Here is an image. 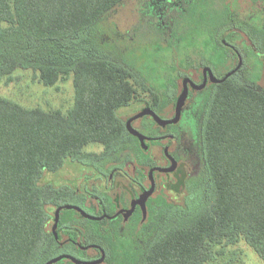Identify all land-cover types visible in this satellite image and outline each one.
Wrapping results in <instances>:
<instances>
[{
	"label": "trees",
	"instance_id": "trees-1",
	"mask_svg": "<svg viewBox=\"0 0 264 264\" xmlns=\"http://www.w3.org/2000/svg\"><path fill=\"white\" fill-rule=\"evenodd\" d=\"M123 1L0 0V79H10L18 68L32 69L46 85L71 76L75 89L65 113L27 109L0 96V264H34L60 190L54 173L58 183L69 163L90 158V144L107 152L126 145L123 108L149 85L122 62L84 54L87 46L69 51L84 39L98 44ZM49 46L59 57L71 53L70 62L46 60L42 53ZM260 82L230 79L215 90L200 127L204 165L197 183L207 184L208 197L194 214L157 230L139 264H206L219 245L240 239L264 261ZM187 183L182 179L176 189L178 203ZM129 256L120 264H130Z\"/></svg>",
	"mask_w": 264,
	"mask_h": 264
},
{
	"label": "flooded vegetation",
	"instance_id": "flooded-vegetation-1",
	"mask_svg": "<svg viewBox=\"0 0 264 264\" xmlns=\"http://www.w3.org/2000/svg\"><path fill=\"white\" fill-rule=\"evenodd\" d=\"M133 4L127 36L140 31L148 42L112 56L149 87L123 108L127 142L120 151L69 163L58 183L53 174L60 190L34 264H120L126 255L130 264L139 256V264L157 220L178 206L182 179L186 196L203 168L200 127L217 87L230 79L264 86V0ZM114 31L120 34L116 23ZM145 110L152 113L136 117Z\"/></svg>",
	"mask_w": 264,
	"mask_h": 264
},
{
	"label": "rangeland",
	"instance_id": "rangeland-1",
	"mask_svg": "<svg viewBox=\"0 0 264 264\" xmlns=\"http://www.w3.org/2000/svg\"><path fill=\"white\" fill-rule=\"evenodd\" d=\"M134 7L133 0H124L116 9L111 12V20H113V26L108 33L102 35V39L96 45H91L94 41L91 39H84L78 44L80 46L73 45L69 47V51H76V48H87L84 50V54L89 56H106L114 59L112 53L108 52L104 46L107 44L111 51H123L125 54L129 52V49H133L135 52L139 44L148 42L144 39V35L140 31H136L135 34L129 37L127 31L130 28L128 26L129 19H134L132 14V8ZM115 21V22H114ZM114 23L119 25L120 34L114 31ZM119 32V31H118ZM87 40V41H86ZM75 44V43H74ZM90 44V46H89ZM109 44V45H108ZM102 45V46H101ZM43 56L46 60L55 63L68 64L72 54L63 57H59L58 50L49 47L43 49ZM132 52V51H131ZM140 89V88H139ZM75 89L73 84V78L71 76L65 77L53 85H46L41 82L32 69L18 68L10 79L3 77L0 79V96L9 99L24 108H40L46 111L60 109L64 113L69 110L74 103ZM129 112L123 110L122 113ZM124 142H127L124 135ZM122 141V144L124 143ZM121 145H119V148ZM118 149L115 148V150ZM85 151L91 154L93 160L96 158H102L107 153L105 147L101 144H90L85 148ZM113 152V151H108ZM203 169H197L195 176H192L189 181L190 191L186 196H183L182 201L178 203V206L168 207L165 213L157 220L156 226L159 230L164 224L169 221L175 220L182 216L194 214L200 208L201 204L208 197L207 184L197 183L198 178L202 175ZM187 193V192H186ZM186 197V198H185ZM206 264H264V261L258 256L254 249L243 239H240L234 244L219 245L217 247V254Z\"/></svg>",
	"mask_w": 264,
	"mask_h": 264
},
{
	"label": "water",
	"instance_id": "water-1",
	"mask_svg": "<svg viewBox=\"0 0 264 264\" xmlns=\"http://www.w3.org/2000/svg\"><path fill=\"white\" fill-rule=\"evenodd\" d=\"M183 100H184V97H182V98L179 99V102H178V105H177V109H176V117H175L174 120H171L172 122H176V121L178 120V118L180 117V114H181V106H182V104H183ZM147 113H152V112H151V111H148V110H145V111H142L141 113H139L138 115H136V117L141 116V115H143V114H147ZM155 116H156V115H155ZM156 117H157V116H156ZM171 121H166V122L168 123V122H171ZM166 122H163V123H166ZM129 124H130V121H128V129H129L131 132H133V133H135V134H138L139 137H140V139H141V143H142V145H145V142H144L143 137H142L138 132H136L135 130H133ZM146 198H147V197H146V193H145V195H143V196L140 198V202H142V201L145 200ZM58 214H59L58 211H56V221L58 220Z\"/></svg>",
	"mask_w": 264,
	"mask_h": 264
}]
</instances>
